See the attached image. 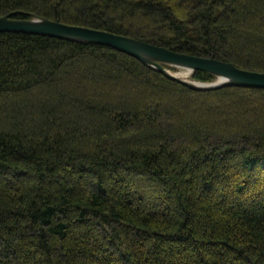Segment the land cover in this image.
<instances>
[{
	"label": "trees",
	"instance_id": "obj_1",
	"mask_svg": "<svg viewBox=\"0 0 264 264\" xmlns=\"http://www.w3.org/2000/svg\"><path fill=\"white\" fill-rule=\"evenodd\" d=\"M6 15L264 73V0H0ZM0 264H264V89L0 33Z\"/></svg>",
	"mask_w": 264,
	"mask_h": 264
},
{
	"label": "water",
	"instance_id": "obj_2",
	"mask_svg": "<svg viewBox=\"0 0 264 264\" xmlns=\"http://www.w3.org/2000/svg\"><path fill=\"white\" fill-rule=\"evenodd\" d=\"M0 33H20L57 38L67 41L86 42L110 47L130 55L167 78L190 89H215L221 86L264 89V73L243 70L234 65L215 60L177 53L141 40L81 26H70L56 21L13 19L10 15L0 17ZM165 66L202 71L218 80L214 83L187 82L171 75Z\"/></svg>",
	"mask_w": 264,
	"mask_h": 264
},
{
	"label": "rangeland",
	"instance_id": "obj_3",
	"mask_svg": "<svg viewBox=\"0 0 264 264\" xmlns=\"http://www.w3.org/2000/svg\"><path fill=\"white\" fill-rule=\"evenodd\" d=\"M167 69V68H166ZM168 72L171 75L176 76L179 79L185 80L187 82H195L191 79V75H183L184 72H186L187 70L182 69V68H174V69H167ZM218 80L215 78L211 83L217 82Z\"/></svg>",
	"mask_w": 264,
	"mask_h": 264
},
{
	"label": "bare ground",
	"instance_id": "obj_4",
	"mask_svg": "<svg viewBox=\"0 0 264 264\" xmlns=\"http://www.w3.org/2000/svg\"><path fill=\"white\" fill-rule=\"evenodd\" d=\"M183 75H191V72L189 70H187L186 72L183 73Z\"/></svg>",
	"mask_w": 264,
	"mask_h": 264
}]
</instances>
